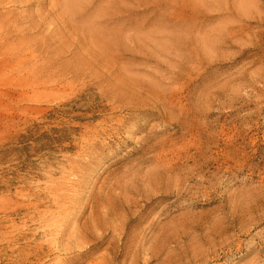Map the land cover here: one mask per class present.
<instances>
[{
  "label": "rangeland",
  "instance_id": "1",
  "mask_svg": "<svg viewBox=\"0 0 264 264\" xmlns=\"http://www.w3.org/2000/svg\"><path fill=\"white\" fill-rule=\"evenodd\" d=\"M0 264H264V0H0Z\"/></svg>",
  "mask_w": 264,
  "mask_h": 264
}]
</instances>
